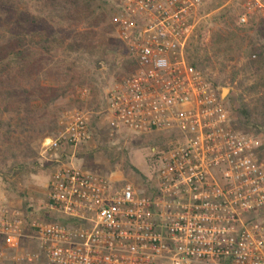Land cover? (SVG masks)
Returning a JSON list of instances; mask_svg holds the SVG:
<instances>
[{"label":"built area","instance_id":"obj_1","mask_svg":"<svg viewBox=\"0 0 264 264\" xmlns=\"http://www.w3.org/2000/svg\"><path fill=\"white\" fill-rule=\"evenodd\" d=\"M110 1L135 64L106 94L107 126L172 136L157 175L139 187L77 167L91 113L67 112L43 144L55 220L0 204V264H264L262 144L186 55L206 0ZM252 15L264 19V0H246L239 24Z\"/></svg>","mask_w":264,"mask_h":264},{"label":"trees","instance_id":"obj_2","mask_svg":"<svg viewBox=\"0 0 264 264\" xmlns=\"http://www.w3.org/2000/svg\"><path fill=\"white\" fill-rule=\"evenodd\" d=\"M223 3H211L201 13L221 8ZM34 6L38 8V14L31 12ZM107 6L110 12H105ZM111 11L116 12L117 9L110 0H0V174L4 178L7 167L22 163L21 168L25 169L29 165L27 161L35 154L33 144L36 140L54 136L59 100L75 94L77 87L87 84V74L84 76L76 70L69 60L71 50L77 51L78 45H82L80 40L75 36V46L72 42L71 48L59 32L66 34L65 28L76 32L85 25L84 49L90 48L95 43V31L105 14L112 18ZM240 14L222 8L215 19L221 22L222 27L211 36V50L207 47L201 54L199 47L191 49L190 41L186 49L189 63L203 72L214 64V59L226 63L247 49L244 73L262 77L264 19L252 15L246 24L241 25ZM44 17L59 23L57 30L48 28L46 24L40 27L37 20L43 18L42 23ZM237 76V72L232 73V82ZM208 79L220 92L216 83ZM262 105L264 110V102ZM263 110L262 122L258 123L252 121L250 113L243 108L241 117L237 122L233 120L232 125L254 136L264 133ZM171 137L163 135L159 144L164 146ZM261 150L264 151V144ZM128 165L133 171H138ZM25 213L29 216L34 212L27 209ZM54 220V217L47 216L45 221Z\"/></svg>","mask_w":264,"mask_h":264},{"label":"rangeland","instance_id":"obj_3","mask_svg":"<svg viewBox=\"0 0 264 264\" xmlns=\"http://www.w3.org/2000/svg\"><path fill=\"white\" fill-rule=\"evenodd\" d=\"M245 1L224 0L223 3L221 0H206L201 10L207 9L211 3L215 2L224 5L221 8L208 11L207 14H202L204 16L196 29L195 36L190 40L191 49L194 50L199 47L201 54L207 47L211 50V36L222 27L221 22L215 20L222 8H228L237 14L243 13ZM37 11L36 6L31 8L32 13L38 14ZM105 12H110L109 6ZM111 16L112 18L105 14L95 31V43L86 49H84L85 25L80 26L76 32L72 29H66L62 25L65 28L64 32L67 31V33L59 32V34L67 45L69 43L72 48L73 42L75 46V36L82 44L81 46L78 45L77 51L71 50L72 56L69 60H72L76 70L81 71L84 76L87 74L88 80L86 85L77 87L75 94L59 100L56 110L57 128L54 136L61 129V121L67 112L74 109L90 111L92 137L87 143L78 146L74 163L84 160L85 167L90 168L91 166V168L93 167V169L103 173H115L118 170H123L124 178L134 182L139 187H143L147 185V179L155 178L157 175L158 154L160 147L162 148L159 144L161 137L160 135L143 136L130 132L128 129L119 133H112L107 126L106 94L116 80L128 75L133 68L132 58L117 35L116 12L111 11ZM41 20L43 18L37 20L41 24L40 27L42 24H46L48 28L53 27V30H57L60 26L53 20L45 19L46 23L45 21L40 23ZM246 51L247 49H244L226 63L217 62L214 59V64L203 72L216 83L220 93L224 87L229 89L223 97L232 121L237 122L239 120L241 117L240 110L244 108L250 113L252 121L260 123L263 118L262 104L264 100L261 98L264 97V85H262L264 75L259 78L250 73H244ZM233 72L238 73L234 82L231 80ZM85 88L88 89L86 96L82 93ZM50 137L53 135L35 141L33 144L35 154L27 161L29 165L25 169L21 168L22 163L14 164L5 169V178L0 174V204H8L24 212L27 209H32L33 214L43 220H46L47 216L54 217L46 210V203L48 200V183L56 163L48 161L47 155L43 151V144ZM254 137L259 143L264 144L263 132ZM66 157L68 158V155L64 151L61 158L66 159ZM128 163L137 168L138 171H133Z\"/></svg>","mask_w":264,"mask_h":264},{"label":"crops","instance_id":"obj_4","mask_svg":"<svg viewBox=\"0 0 264 264\" xmlns=\"http://www.w3.org/2000/svg\"><path fill=\"white\" fill-rule=\"evenodd\" d=\"M105 104H106V101H105ZM123 130H126V129H123ZM121 131L122 130H120L119 132H121ZM119 132H117V133H119ZM163 135H165V134L160 135V137H162ZM75 165L77 167H80V168H83V169H87L88 171L93 172V173H102V174L108 176L109 178H111L114 181H118V182L119 181H130V180L124 178L125 176H124V171L123 170L122 171L118 170L115 173H105V172L103 173V172H100L98 170L93 169V167L91 168V166H90V168L85 167V161L84 160L83 161H76ZM148 182H149V179H147V183ZM32 216H34V214Z\"/></svg>","mask_w":264,"mask_h":264},{"label":"water","instance_id":"obj_5","mask_svg":"<svg viewBox=\"0 0 264 264\" xmlns=\"http://www.w3.org/2000/svg\"><path fill=\"white\" fill-rule=\"evenodd\" d=\"M229 91V89L228 88H222V90H221V93H220V96H221V98L224 100V95L227 93Z\"/></svg>","mask_w":264,"mask_h":264}]
</instances>
